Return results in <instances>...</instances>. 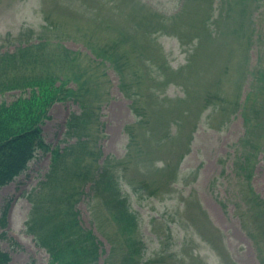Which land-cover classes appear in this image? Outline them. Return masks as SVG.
<instances>
[{
	"label": "rangeland",
	"instance_id": "374dc122",
	"mask_svg": "<svg viewBox=\"0 0 264 264\" xmlns=\"http://www.w3.org/2000/svg\"><path fill=\"white\" fill-rule=\"evenodd\" d=\"M248 17L261 29L250 49L242 34ZM149 21L155 29L147 34L142 25ZM165 24L169 28L161 29ZM42 37L46 45L33 58L39 64L20 68L19 59L7 69L27 79L34 72L56 79L68 74L79 100L50 107L42 124L45 141L64 152L80 132L94 150L100 147L107 162L118 161L117 173L129 185L145 183L155 190L148 198L147 191L130 186L126 194L139 220L145 258L160 255L162 264H222L224 259L263 264L250 232L261 243L264 224L247 218L264 216L249 201L258 194L264 204V130L254 131L251 145L244 143L243 119L232 100L259 74L255 61L264 55V0H0V55ZM61 47L72 50L74 60L61 61ZM111 51L118 55L115 65L106 57ZM28 90L5 91L0 102ZM185 92L194 98L185 99ZM84 111L90 113L81 121L87 128L67 121L71 112ZM242 145L256 156L247 170L235 161ZM50 161V152H38L25 171L0 188V215L5 207L0 249L12 264H44L49 258L35 244L27 221L30 196L45 181ZM89 185L79 190L72 183L70 192L80 195L81 224L102 242L97 264H103L117 247L108 221L117 223L103 196L97 201L109 209L97 211ZM170 212L164 222L163 214ZM209 237L218 248L223 242L226 252L215 256Z\"/></svg>",
	"mask_w": 264,
	"mask_h": 264
},
{
	"label": "trees",
	"instance_id": "16d2710c",
	"mask_svg": "<svg viewBox=\"0 0 264 264\" xmlns=\"http://www.w3.org/2000/svg\"><path fill=\"white\" fill-rule=\"evenodd\" d=\"M142 26L144 27L143 32L147 34L155 29L151 21L145 22ZM165 28L166 24L161 29ZM129 37L136 39L135 35ZM123 39L122 37L118 41ZM45 42L46 40L42 37L37 43H31L17 48L16 51H7L0 55V95L12 89L29 87L26 95H20L10 102H0V187L25 171L29 161L36 156L38 151L44 153L50 150L49 170L45 175V181L39 182L38 191L30 196L32 211L27 221L30 232L34 234L36 245L44 247L49 253L45 264H97L99 256L103 253L100 239L91 228H86L81 224L79 210L76 207L80 197H77L79 196L77 192H70L72 183H75L79 190L84 187L85 183H90L89 200L94 203L97 211L99 212V206L106 205L112 210L110 212L117 224L113 221L108 222L117 234V238L111 240L112 243L117 244V247H111L104 257L106 264H155L159 262L160 259L157 258H145L146 246L140 233L139 220L128 205V195H126L128 192L124 194L118 180L122 177L117 173L118 161L117 163L107 162L105 159L101 166H93L92 161L98 164L101 153L90 146L88 139H79L75 144L66 146L63 152L58 147L50 149V144L46 143L43 138L41 125L48 118V110L53 103L79 100L76 99L78 92L70 87L68 74L56 79L54 75L48 73L34 72L27 79L23 74L9 73L7 68L19 59L20 65L18 63L17 65L20 68L21 66H32L33 68L35 64H39L33 58L43 52ZM61 49L58 55L61 61L74 60V57L70 56L74 53L72 50L64 47ZM106 57L113 58L115 65L118 55L111 51ZM153 62L155 63L156 60ZM68 67L72 68L69 64ZM116 70L119 71L117 65ZM253 95L254 93L250 92L246 97L247 101L243 109L246 121L249 120L247 109L251 112L253 108L255 99ZM191 96V93H185V99ZM193 98L194 95L191 100ZM89 115L90 113L86 111L78 116L72 114L68 122L78 123L77 128L79 129L80 124L82 129L85 123L81 121ZM246 132H248L247 129ZM70 153L74 156L68 158ZM237 166L247 170L244 161H239ZM246 175L244 172L245 178ZM249 176L247 175V178ZM132 190L134 192L147 191L148 198L155 194V190L145 183L142 186L132 187ZM99 196L104 197L106 205L102 201H97ZM252 197L253 199L249 198L252 207L264 213L261 208L264 204H260L261 199L259 200L256 194ZM1 213L0 225L4 226L5 207ZM247 220L264 224V216L257 214L249 216ZM250 235L255 236L251 232ZM2 236L3 234L0 235ZM257 245L260 251L264 250V242H258ZM262 260L264 261V252ZM0 264H11L9 253L2 249H0Z\"/></svg>",
	"mask_w": 264,
	"mask_h": 264
}]
</instances>
